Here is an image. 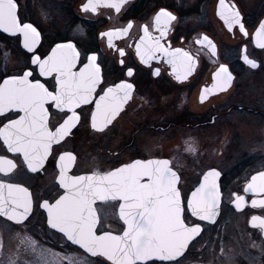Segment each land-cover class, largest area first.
<instances>
[{
    "label": "flooded vegetation",
    "instance_id": "1",
    "mask_svg": "<svg viewBox=\"0 0 264 264\" xmlns=\"http://www.w3.org/2000/svg\"><path fill=\"white\" fill-rule=\"evenodd\" d=\"M86 2L17 0L22 21L33 24L41 34L36 54L43 57L58 44L70 42L80 53L75 70L87 63V56L96 55L107 86L122 81L134 86L133 99L125 106L126 110L104 132L91 128L90 113L94 104L82 106V110H78L81 111V122L60 145L53 146V154L58 157L71 152L76 156L69 175L107 172L135 160L169 159L180 177L178 187L185 197L199 185L206 171L218 170L222 195L216 223L196 218L186 221L200 223L203 232L190 244L181 260L183 262L194 252L193 259L204 261L216 255L218 258L214 261L225 264L221 247L224 248L222 245L226 242L227 249L232 252L236 250V244L240 247L231 264H264V234L250 225L252 216L264 218V207L259 206L264 193L245 191L251 178L264 172V73L261 72L264 49L258 48L252 39L264 19V1L255 0L253 6H246L242 0H225L226 5H235L240 12L242 23L250 34L244 39L238 26L230 31L229 25L218 15L222 11L219 0H128L120 13L108 8L85 13L81 9ZM161 9L177 17L162 43L173 49L182 48L196 61L187 79L177 80L171 65L159 54L156 59L141 62L136 53V44L144 35L142 26L149 25L150 34L159 36L153 23ZM129 22L133 23V28L128 35L114 37L113 47L109 48L107 37L102 38L101 33L126 27ZM203 36L216 45L215 57L210 56L207 47L203 46L206 42L196 43ZM245 47L246 55L258 67L251 68L244 62L242 49ZM118 49H123L126 55L120 57ZM31 56L32 53L22 45V37L0 30V83L7 76L33 67ZM221 64L231 72L232 86L226 92L210 93L201 103V91L212 87L214 73ZM129 68L133 70L132 76L127 75ZM157 70L158 75L155 74ZM34 78L41 79L49 89L53 86L52 78H41L36 74ZM248 92L254 96H243ZM17 118L14 111L5 113L0 116V127L9 119ZM65 118L63 113L49 107L50 127L58 126ZM185 141L195 146L194 154L185 151ZM0 156L15 160L16 172L5 179L27 187L34 202L48 200L54 203L63 194L58 185L59 170L52 157L45 169L34 174L22 165V157L7 152L2 141ZM188 172L194 178L186 196L183 185L184 175ZM0 178H4L3 174ZM235 196L244 197L241 210H237L233 203ZM253 200L257 201V207L252 206ZM119 204L120 201L103 206L98 203L101 217L98 234L122 232L124 226L119 219ZM26 226L28 234L44 247L61 251V235L48 229L43 209H34ZM0 231L3 232L6 256L16 247L13 237L19 228L14 226L9 231L0 218ZM198 243L202 246L194 250ZM65 250L81 251L72 247ZM148 264L166 262L150 261Z\"/></svg>",
    "mask_w": 264,
    "mask_h": 264
},
{
    "label": "snow or ice",
    "instance_id": "2",
    "mask_svg": "<svg viewBox=\"0 0 264 264\" xmlns=\"http://www.w3.org/2000/svg\"><path fill=\"white\" fill-rule=\"evenodd\" d=\"M128 0H87L82 5L85 13H96L99 8L114 9L120 13ZM218 12L225 24L239 27L241 38H248L249 32L242 23L235 5H226L219 0ZM177 17L170 11L161 9L154 17L153 28L159 36L149 32V25L142 26L143 36L136 44V53L141 62L163 57L171 65L177 80L187 79L196 63L189 52L182 48L165 46L162 41L169 26ZM133 23L126 27L102 32L107 37L108 47H113V38L127 36ZM0 30L13 36L22 37L23 47L32 53L33 67L20 74L7 76L0 83V116L15 112L17 119H9L0 127V141L8 153L22 157V165L30 173H40L45 169L50 157L56 161L59 170L58 185L63 194L54 203L48 200L35 201L27 187L9 182L17 170L14 159L0 156V218L11 231L18 227L13 239L16 247L4 255L3 232L0 231V264H148L159 260L166 264H182L190 244L203 232L200 223L186 222L190 218L202 222L216 223L221 206V192L216 184L220 173L208 171L190 196H182L178 188L179 175L171 167L169 159L135 160L107 172H93L90 175H69L76 156L64 152L56 157L53 146L60 145L81 122L82 106L93 105L90 113L91 128L104 132L126 110L125 106L133 99L134 86L120 82L107 86L97 63V56H87V63L78 71L80 53L73 43L58 44L45 56L36 54L40 43V32L31 23L23 22L19 16L17 0H0ZM258 48L264 49V23L252 37ZM207 47L209 55H217L216 45L207 37L197 40V44ZM243 60L251 68L258 65L242 49ZM119 56L126 54L118 49ZM123 64V59L120 60ZM52 78L51 89L34 78ZM155 74H159L158 70ZM128 76L133 75L131 68ZM233 76L226 65L221 64L214 73L211 88L200 93L203 103L208 95L226 92L232 86ZM99 90V91H98ZM49 107H54L66 117L62 123L50 127ZM22 113V115H21ZM185 151L195 153V146L185 141ZM259 182V183H257ZM264 193V172L251 178L245 191ZM120 201L119 219L123 223L122 234L105 231L97 234L101 222L100 206ZM244 197L235 196L233 203L241 210ZM257 207V201H252ZM264 207V200L259 201ZM46 212L47 227L61 235V251L44 247L28 234L27 223L34 209ZM186 213L189 215L186 216ZM250 225L264 234V218L252 216ZM72 247L81 251H66ZM225 264H231V257L224 253ZM23 258V259H22ZM90 258H102L92 260Z\"/></svg>",
    "mask_w": 264,
    "mask_h": 264
},
{
    "label": "rangeland",
    "instance_id": "3",
    "mask_svg": "<svg viewBox=\"0 0 264 264\" xmlns=\"http://www.w3.org/2000/svg\"><path fill=\"white\" fill-rule=\"evenodd\" d=\"M246 6H253L255 4V0H242ZM264 1V0H263ZM263 59H264V53H263ZM261 72L264 73V67L261 69ZM253 92V91H252ZM252 92H248V93H244L243 96H245L246 98H252L254 96V94ZM191 162L188 163V165L190 164ZM193 178L194 176L192 175L191 172H188L186 175H184V185H183V188H184V191H185V195L187 196V194L189 193V189L192 185V181H193ZM231 242V241H229ZM234 242V241H232ZM202 243H198L194 250L198 249ZM224 246L223 250H224V253L227 254V253H231L229 254V256L232 258L231 261L233 262L236 258V255L237 252H239L240 250V247H239V244H236V250L232 252V249H227V246L226 245V242L222 245ZM202 248V247H201ZM200 249V248H199ZM193 255H194V252L191 253L183 262L182 264H218L219 261H214L216 260V258H218L216 255L214 256H210V258L208 260H201V258H198V260L196 259H193ZM92 259V258H90ZM92 260H99L98 258H93ZM107 264V263H106Z\"/></svg>",
    "mask_w": 264,
    "mask_h": 264
},
{
    "label": "water",
    "instance_id": "4",
    "mask_svg": "<svg viewBox=\"0 0 264 264\" xmlns=\"http://www.w3.org/2000/svg\"><path fill=\"white\" fill-rule=\"evenodd\" d=\"M262 23H264V19H263ZM259 27H260V26H259ZM1 31H2V30H1ZM7 34H9V33H7ZM22 45H23V43H22ZM173 170H174V169H173ZM210 170H213V169H210ZM210 170H208V171H210ZM208 171H206L205 174H206ZM216 171H218V170H216ZM90 174H92V173H85V174H81V175H90ZM205 174H203V176L201 177V181H200V183H199V185H198L197 187H199L200 184L203 183V177H204ZM219 178H220V175H219L218 178H216V184H217V186H218V188H219V190H220ZM178 184H179V182H178ZM197 187H196V188H197ZM178 188H179V187H178ZM196 188H195V189H196ZM195 189L191 190L188 196H190V195H191V192L194 191ZM179 190H180V189H179ZM216 218H217V217H216ZM112 233H113V232H112ZM97 234H98V233H97ZM100 234H103V232L100 233ZM100 234H98V235H100ZM113 234H117V235H119V234H122V232H121V233H113ZM152 261H159V260H152ZM149 262H150V261H149Z\"/></svg>",
    "mask_w": 264,
    "mask_h": 264
}]
</instances>
